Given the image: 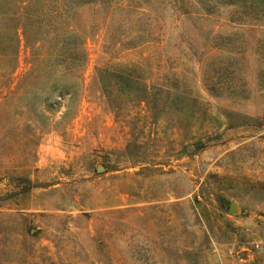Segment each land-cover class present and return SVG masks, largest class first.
Segmentation results:
<instances>
[{"label": "rangeland", "instance_id": "1", "mask_svg": "<svg viewBox=\"0 0 264 264\" xmlns=\"http://www.w3.org/2000/svg\"><path fill=\"white\" fill-rule=\"evenodd\" d=\"M0 264H264V0H0Z\"/></svg>", "mask_w": 264, "mask_h": 264}, {"label": "water", "instance_id": "2", "mask_svg": "<svg viewBox=\"0 0 264 264\" xmlns=\"http://www.w3.org/2000/svg\"><path fill=\"white\" fill-rule=\"evenodd\" d=\"M237 211V205L235 203H231L228 208L229 213H234Z\"/></svg>", "mask_w": 264, "mask_h": 264}]
</instances>
